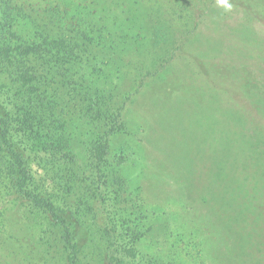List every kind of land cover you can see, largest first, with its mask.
Masks as SVG:
<instances>
[{"label":"rangeland","instance_id":"374dc122","mask_svg":"<svg viewBox=\"0 0 264 264\" xmlns=\"http://www.w3.org/2000/svg\"><path fill=\"white\" fill-rule=\"evenodd\" d=\"M231 32L264 44V0H0V45L44 36L85 45L62 66L81 95L47 86L41 112L17 76L23 64L0 63V117L26 169L19 192L21 173L0 143V264H264V119L220 113L228 81L216 68L228 72L231 55L213 47L236 45ZM48 80L60 76L51 70ZM99 85L119 94L110 112L122 107L110 137L111 118L94 126L83 109ZM209 176L247 188L250 211L228 222L219 197L195 202ZM238 233L251 235L248 245Z\"/></svg>","mask_w":264,"mask_h":264},{"label":"trees","instance_id":"16d2710c","mask_svg":"<svg viewBox=\"0 0 264 264\" xmlns=\"http://www.w3.org/2000/svg\"><path fill=\"white\" fill-rule=\"evenodd\" d=\"M63 16L62 19H64ZM73 16H70V27L72 26V21H73ZM69 29H64V32ZM76 29H71L68 31L66 34H70L71 32L75 31ZM83 34V33H82ZM164 34V33H163ZM49 35V33H48ZM12 36L15 37V34L12 33ZM56 37V36H55ZM264 39V38H263ZM248 38H242L239 39L236 37V45L230 44V42L227 45H221L219 46H214L213 50L219 52V50H229L231 47H246V46H251L252 43L248 42ZM75 44L78 46V50H75ZM264 45V44H262ZM82 50H85V45L81 43V45H78L77 43H74V41L71 39V37H66L64 38H51L48 39L47 36H44L42 38H33L29 39L25 42H20L17 45H0V63L2 65L4 64H9L10 66H18L22 65V69L18 71L17 76L19 80L21 81L22 86H27L30 91L32 92V95L29 97L30 98V104H35L36 108H39L40 112L43 110H46L45 108V96L44 90L45 87H50L51 89L55 88V90H58L57 83L61 84V87L66 89L65 95L66 96H72V92L76 89L78 94L81 95V92L78 91L79 85L76 82L73 76L67 75V72L69 69L65 68L63 69L65 64H70L72 62H76V60L79 58V54L82 52ZM84 52V51H83ZM63 66V67H62ZM56 72L60 76V80H56L53 83H50L51 81L48 80V72L51 71ZM117 75H111L110 77L112 78H119L117 76L121 75L120 71L115 72ZM123 73V72H121ZM53 74V73H52ZM146 74L144 73H138L133 77L134 81H139L145 76ZM51 80V79H50ZM107 84V81L105 79L104 81ZM54 83H56L54 85ZM50 84V85H49ZM75 84V85H74ZM111 85V84H108ZM52 86V87H51ZM118 86V85H116ZM110 89L115 88L109 87ZM98 89V90H97ZM96 92L94 94H89L86 93L84 94V98L86 97L87 100L85 101L86 105L84 106V113L85 115H88L92 118V125L98 126V124L104 122L108 119L111 118L110 122V128L109 131L107 132V136L110 137L113 133V127L115 125V119L121 115L120 111L121 108L120 106H117V109L113 112H110L111 108H114V104L112 106H106V102L111 99L113 95H119L115 93L114 91H107L105 88V85L101 87H97ZM135 90V89H134ZM98 91V92H97ZM133 93H136V91H133ZM109 95V96H108ZM72 99V97L70 98ZM81 101H84L81 99ZM52 104L53 102L49 101ZM47 110L50 113H53L48 107L47 103ZM214 108V107H213ZM212 108V111L214 112V109ZM229 110L222 109V115ZM42 118V115H41ZM107 122V121H106ZM0 123L2 125V130L0 132V143L4 146H6L7 150L10 153L11 157V165L14 167L15 171H18L21 173L22 179H20L17 182V189L19 192H23V188L26 185L25 181V175H26V169L24 168V163L22 159L18 156L16 152L13 151L12 149V143L9 141V129L7 127L6 121L0 117ZM108 124V122H107ZM234 127L239 128L240 126L235 125ZM115 133L113 134V138L116 137L117 135V128H115ZM102 135H100V139L98 138L97 143L94 147V150L90 151L89 158H91L93 164L95 167H97L104 159L105 150L104 144H107L106 139H101ZM142 142L144 141L141 139ZM162 141V140H161ZM145 144H148L152 147L155 146L154 141L151 139H146ZM210 178H207L208 180L203 182V192L198 193L196 197H194V201L198 202L199 204H205L206 206L210 204V200H214V198L219 197V202L218 206H220L223 211L228 215L229 218L225 221H230V213L237 209H241L242 212L245 211L248 213L250 211L251 204L249 205V202H253V200L250 199V196L248 193L247 188L244 189L242 187H232V184L226 182L223 180L221 183H217L215 178L213 179L211 176ZM229 185V186H228ZM256 191V190H255ZM259 191V190H258ZM217 192V194H214ZM257 193V192H256ZM211 198H208V195ZM214 195V196H213ZM32 200L37 203V204H45V206H48L50 210H52L50 203L45 202L44 199H39L35 195H30ZM236 201V203H232ZM228 208V209H227ZM229 209H234V210H229ZM52 212V211H51ZM53 214V212H52ZM246 216V214H245ZM259 219V218H258ZM250 232H258L261 229V226L259 225L258 228H252L249 227ZM258 229V230H257ZM250 236L248 234H236L235 237L238 239L239 243L242 245H248L250 242ZM247 247V246H246ZM73 264V263H72Z\"/></svg>","mask_w":264,"mask_h":264},{"label":"crops","instance_id":"0c3cea01","mask_svg":"<svg viewBox=\"0 0 264 264\" xmlns=\"http://www.w3.org/2000/svg\"><path fill=\"white\" fill-rule=\"evenodd\" d=\"M234 37H254L255 33H240L231 32ZM264 38V36H262ZM224 53H227L226 51ZM231 55L229 61L228 72L221 68V64L216 68L221 78L227 80L225 84L228 88H224L226 92L219 91L220 95L225 94V97L220 96L219 101H228L230 104L229 110L223 116L229 118H251L264 119V45H251L242 48L231 47L228 50ZM227 53V54H228ZM260 69L263 74L258 77L254 74V68ZM218 85V86H219ZM227 94V95H226ZM239 104L232 108L233 102ZM179 117L178 115H170ZM264 128L263 123L260 125ZM254 145H245V149H253ZM264 148V146H262ZM264 164V163H263Z\"/></svg>","mask_w":264,"mask_h":264},{"label":"clouds","instance_id":"9594fccd","mask_svg":"<svg viewBox=\"0 0 264 264\" xmlns=\"http://www.w3.org/2000/svg\"><path fill=\"white\" fill-rule=\"evenodd\" d=\"M217 2H218V4H219L220 6H224L225 3H226V0H217Z\"/></svg>","mask_w":264,"mask_h":264}]
</instances>
